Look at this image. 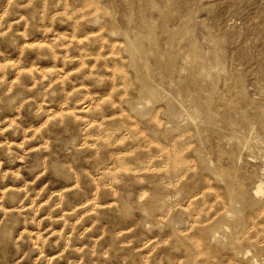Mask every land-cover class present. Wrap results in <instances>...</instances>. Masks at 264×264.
<instances>
[{"label": "rangeland", "instance_id": "1", "mask_svg": "<svg viewBox=\"0 0 264 264\" xmlns=\"http://www.w3.org/2000/svg\"><path fill=\"white\" fill-rule=\"evenodd\" d=\"M0 264H264V0H0Z\"/></svg>", "mask_w": 264, "mask_h": 264}]
</instances>
